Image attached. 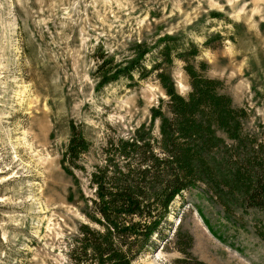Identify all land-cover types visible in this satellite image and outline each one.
Returning a JSON list of instances; mask_svg holds the SVG:
<instances>
[{"label": "rangeland", "instance_id": "374dc122", "mask_svg": "<svg viewBox=\"0 0 264 264\" xmlns=\"http://www.w3.org/2000/svg\"><path fill=\"white\" fill-rule=\"evenodd\" d=\"M220 14V17H213ZM172 34L200 44L218 34L197 61L223 82L234 106L248 110L245 128L264 127V0H0V264H70L87 174L109 138L147 124L165 99L153 78L101 84L102 54L118 62L132 43ZM177 93L187 91L177 61L169 69ZM69 123L89 144L61 165ZM263 131V129H262ZM168 243L134 264H172L181 255L172 233L190 235V254L204 264H264V211L225 212L202 186L176 198Z\"/></svg>", "mask_w": 264, "mask_h": 264}, {"label": "trees", "instance_id": "16d2710c", "mask_svg": "<svg viewBox=\"0 0 264 264\" xmlns=\"http://www.w3.org/2000/svg\"><path fill=\"white\" fill-rule=\"evenodd\" d=\"M219 38L206 35L197 44L161 34L132 43L118 62L99 56L94 69L99 83L153 78L165 99L149 109L147 124L102 146L100 163L87 174L85 222L69 246L70 264H134L159 244L163 248L172 203L198 186L225 212L232 207L264 211V127L256 126L261 139L248 134V110L234 106L223 82L207 76L208 64L196 60ZM175 61L186 78L184 95L176 92L169 73ZM89 151L87 140L69 123L64 171L71 174L67 165L82 169L76 162ZM177 228L171 237L181 256L172 264H204L190 254V235Z\"/></svg>", "mask_w": 264, "mask_h": 264}]
</instances>
